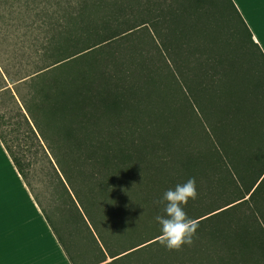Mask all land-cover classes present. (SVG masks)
Masks as SVG:
<instances>
[{"label": "trees", "instance_id": "obj_1", "mask_svg": "<svg viewBox=\"0 0 264 264\" xmlns=\"http://www.w3.org/2000/svg\"><path fill=\"white\" fill-rule=\"evenodd\" d=\"M3 5L41 31L16 38L23 56L33 49L31 70L19 68L18 111L45 143L68 206L60 223L86 227V264H264V54L232 0ZM0 140L70 264H85L76 230L57 225L34 192L25 150L1 128ZM189 177L199 195L185 210L198 228L170 251L159 200Z\"/></svg>", "mask_w": 264, "mask_h": 264}, {"label": "rangeland", "instance_id": "obj_2", "mask_svg": "<svg viewBox=\"0 0 264 264\" xmlns=\"http://www.w3.org/2000/svg\"><path fill=\"white\" fill-rule=\"evenodd\" d=\"M11 7L12 9L7 5H3V8L0 9V128L5 132L7 141H9L14 150H25V160L31 163L29 176L31 186L43 206L52 214L57 225H62L60 221L61 219L65 220L64 214H67L65 208L68 209V206L61 203V200L57 197L53 172L48 157L44 155L42 150V145L45 146V143L41 142L40 144L33 136L18 111V107L22 106L18 92L24 94L27 91L26 84L22 80H18L22 75V70L19 68L22 65L23 68H26L27 72L31 70L33 49L32 47L27 49L26 56H23L21 51H17L16 38L21 34H24L27 38H31L41 33V31L38 29L32 30L30 29L32 27H27L33 26L30 24L32 22L31 15H24L23 13L25 12L22 11V8H18V6L16 8L15 6ZM233 19L236 23L238 22L235 16H233ZM15 23H17L19 29L12 26ZM219 29L224 31L222 26ZM3 38L8 39V41H1ZM223 43L224 41L221 42V45ZM230 44L233 47L234 40H230ZM260 64L264 67L262 62ZM5 70H8V74ZM10 77L12 80L9 79ZM2 166L3 163H0V167ZM1 170L4 171L3 168ZM0 173L2 172L0 171ZM4 174L9 177L8 179L5 177L7 182H15L14 179H10V171L7 165ZM61 207H64L62 211ZM64 210L65 212H63ZM62 226H65L67 229L76 230L73 239H75L77 248L82 250L85 264L91 262L93 254L90 253V244L88 245L86 241L87 230L85 225L79 224L78 229H74L71 223H64ZM72 232L74 234V231ZM97 255H99V252ZM73 259L77 264L81 262V259L74 255Z\"/></svg>", "mask_w": 264, "mask_h": 264}, {"label": "crops", "instance_id": "obj_3", "mask_svg": "<svg viewBox=\"0 0 264 264\" xmlns=\"http://www.w3.org/2000/svg\"><path fill=\"white\" fill-rule=\"evenodd\" d=\"M249 28L252 39L264 54V0H232ZM0 167L4 179L6 165L10 196L3 221L4 264H70L25 182L17 172L0 140ZM5 164V166H4ZM3 168L4 171L1 170Z\"/></svg>", "mask_w": 264, "mask_h": 264}, {"label": "clouds", "instance_id": "obj_4", "mask_svg": "<svg viewBox=\"0 0 264 264\" xmlns=\"http://www.w3.org/2000/svg\"><path fill=\"white\" fill-rule=\"evenodd\" d=\"M198 195L196 178L189 177L167 188L160 197L162 214L157 215L155 221L159 227V241L166 249L179 251L184 245L193 243L198 223L185 209Z\"/></svg>", "mask_w": 264, "mask_h": 264}, {"label": "snow or ice", "instance_id": "obj_5", "mask_svg": "<svg viewBox=\"0 0 264 264\" xmlns=\"http://www.w3.org/2000/svg\"><path fill=\"white\" fill-rule=\"evenodd\" d=\"M9 196V186L5 183L3 174L0 173V264H4L3 221L6 203Z\"/></svg>", "mask_w": 264, "mask_h": 264}]
</instances>
